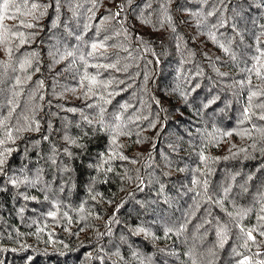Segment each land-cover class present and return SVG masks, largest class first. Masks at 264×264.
I'll list each match as a JSON object with an SVG mask.
<instances>
[{
	"label": "trees",
	"instance_id": "obj_1",
	"mask_svg": "<svg viewBox=\"0 0 264 264\" xmlns=\"http://www.w3.org/2000/svg\"><path fill=\"white\" fill-rule=\"evenodd\" d=\"M0 264H264V0H0Z\"/></svg>",
	"mask_w": 264,
	"mask_h": 264
},
{
	"label": "snow or ice",
	"instance_id": "obj_2",
	"mask_svg": "<svg viewBox=\"0 0 264 264\" xmlns=\"http://www.w3.org/2000/svg\"><path fill=\"white\" fill-rule=\"evenodd\" d=\"M8 7V4H7V2H5V4H4V8L6 9ZM249 235L251 236V234L249 233Z\"/></svg>",
	"mask_w": 264,
	"mask_h": 264
}]
</instances>
